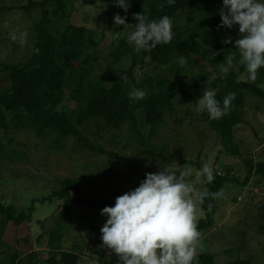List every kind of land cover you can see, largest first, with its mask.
Returning a JSON list of instances; mask_svg holds the SVG:
<instances>
[{
	"label": "rangeland",
	"instance_id": "obj_1",
	"mask_svg": "<svg viewBox=\"0 0 264 264\" xmlns=\"http://www.w3.org/2000/svg\"><path fill=\"white\" fill-rule=\"evenodd\" d=\"M25 5L26 1L0 0V62L4 64L23 63L32 54L39 10L26 13L22 9ZM47 10L50 13L52 7L47 6ZM65 10L67 18L51 16L49 27L59 31L63 24L69 23L92 32L98 51L91 63L89 79L95 80L108 63V54L117 39L128 38V27L116 26L113 17L105 14V5L98 0H66ZM193 24L180 14L173 26L184 32ZM12 32L17 35L27 32V43L22 45L19 40L12 41L9 35ZM123 66L126 69L127 62ZM154 66L147 65L148 74L160 73L164 68L157 65L154 69ZM182 66L184 68L178 70L185 69L188 74L212 72L209 63L199 58H194L192 66L186 63ZM142 71L140 66L135 68L136 79ZM170 72L175 76L174 68H170ZM118 75L126 77L123 73ZM4 78L5 74L0 70L1 86L5 85ZM240 79L245 80V77L240 76ZM72 88L66 89L65 98L57 110L71 111L80 106L76 93H71ZM261 88L264 90V83ZM244 97L242 123L232 132L231 145L235 150L209 126L203 113L195 111L197 104L174 103L172 112L152 132L142 123L139 113L135 132L126 123L118 129L105 128L101 122L85 124L82 133L95 146L115 154L112 160L79 148L72 137L67 138L62 147L54 148L49 138H38L28 129L0 127V146L3 148L0 151V203L24 211L32 199L37 201L28 224V235L30 248L36 252L40 264H46L50 257L48 232L57 215V206L63 201L45 198L58 189L62 180H77L82 197L99 200L110 197L108 186L124 194L138 187L146 172L154 173L166 166L176 167V163L182 170L190 167L193 170L191 179L200 186L203 181L196 179L195 172L208 163L216 173L236 181L226 183L220 189L224 192L223 197L214 199L218 210L212 217L213 227L203 234V247L199 252L210 253L215 264H227L235 259L264 264V178L254 175L246 186L240 184L246 174V160L264 161V99L249 93ZM102 209L67 204L69 225L59 246L61 250L79 254L78 264H101L100 256L105 260L116 256L102 246L100 229L107 219L101 216ZM2 217L0 215V253H3L0 259L9 257L23 246L17 244L21 235L14 233L9 223L3 226ZM39 236L41 238L37 241Z\"/></svg>",
	"mask_w": 264,
	"mask_h": 264
},
{
	"label": "trees",
	"instance_id": "obj_2",
	"mask_svg": "<svg viewBox=\"0 0 264 264\" xmlns=\"http://www.w3.org/2000/svg\"><path fill=\"white\" fill-rule=\"evenodd\" d=\"M16 1H26V5L22 7L26 13L39 10V20L35 24L31 56L20 64L0 62V70L5 74V85H0V127L3 129L8 126L13 129H28L38 138H49L50 145L54 148L62 147L64 141L72 137L79 148L105 155L112 160L115 154L95 146L82 133L85 124L92 121L97 125L101 122L105 128L118 129L126 123L135 132L139 113L142 123L149 126L152 132L172 112L174 103L196 105L197 99L208 88L216 91V99L221 103L227 93H236V99L232 102L234 107L220 120H212L207 112L203 113L209 126L217 131L222 141L235 150L231 145L232 132L236 125L242 123L245 94L264 99V90L261 88L264 83V68L259 70L255 82L248 81L243 65L230 70L226 79L219 78L218 64L228 55L225 51L236 50L233 44L239 38L238 27L231 30L217 29V25L221 23L219 12L222 0H175L172 6L167 4V0H129L127 13L116 7L113 0H98L105 5L108 17H114L115 14L126 16V23L129 25L138 23L133 19V14L138 13H143L150 20H158L167 15L172 18L173 23L180 14H184L185 20H192L194 24L184 32L173 26L172 41L157 45L150 51L136 52L128 38H118L108 54V63L95 80L89 79L91 63L96 59L98 51V43L92 32L69 23L63 24L59 31L49 27L51 16L67 18L66 0ZM49 5L52 7L50 13L47 10ZM127 29L130 33L134 31V27ZM229 37L233 44H223L222 41ZM235 55L239 59L238 51ZM181 56L186 58V65L189 66L193 65L194 58L207 61L212 72L196 75L188 74L185 69L179 71L178 68L183 67L179 63ZM124 62H127L126 69H123ZM149 64L155 65L154 69H157V65L164 68L160 73L148 74L146 67ZM137 66L143 70L138 79L134 74ZM170 68H174L175 76H171ZM121 73L126 76V80L118 75ZM214 74L216 79H212ZM240 76L245 77V80H241ZM68 87H74L71 93H76L80 106L71 111L57 110ZM133 88L145 90L147 97L139 101L130 99L129 92ZM2 150L0 146V151ZM244 163L246 174L240 182L242 186H246L254 175L264 178V161L253 162L248 159ZM214 174V181L207 184L212 192L219 191L228 182L236 181L215 171ZM108 188L111 190L109 198L86 199L81 195L79 182L67 178L45 198L63 201L61 206H57V215L48 232L47 248L50 257L46 259V264H78L79 254L61 250L59 246L69 225L67 204L73 203L91 210L113 206L116 197L122 193L115 192L109 186ZM42 201L43 198L40 199ZM36 202L32 199L24 211L17 210L13 205L3 206L0 203L3 226L9 223L14 233L21 235L17 244H23L9 257H2L0 264H40L36 252L30 248L31 240L28 235V224ZM202 207L205 215L199 220L198 229L204 234L213 227L212 217L218 208L211 198L206 199ZM40 238L39 236L37 241ZM102 258H98L101 264H118L117 256H111L107 260ZM198 258L199 264H215L214 257L208 252H199ZM227 264L251 262L248 259H235Z\"/></svg>",
	"mask_w": 264,
	"mask_h": 264
},
{
	"label": "clouds",
	"instance_id": "obj_3",
	"mask_svg": "<svg viewBox=\"0 0 264 264\" xmlns=\"http://www.w3.org/2000/svg\"><path fill=\"white\" fill-rule=\"evenodd\" d=\"M113 3L125 13L129 11V0H113ZM174 3L175 0H167L169 6ZM219 16L218 30L238 27L239 33L234 44L231 37L222 41L225 45L233 44L236 50L225 51L228 55L218 64L219 78L226 79L230 70L243 65L248 81L255 82L259 70L264 68V0H222ZM133 19L138 23L129 25L126 16L115 14L113 22L123 28L134 27L128 40L136 52L150 51L174 38L173 20L167 15L150 20L138 13L133 14ZM9 35L14 42L27 43V32ZM237 51L239 59L235 55ZM179 63L185 64L186 58L179 57ZM216 78L214 74L212 79ZM121 79L126 80V77ZM147 95L139 88L129 92V98L136 101ZM216 95L214 89L205 88L197 99L195 111L207 112L212 120L227 115L234 107L232 102L236 93H227L222 103ZM191 177L193 170L190 167L182 170L177 163L176 167L166 166L154 173L146 172L138 187L116 197L113 206L101 210V216L107 217L100 229L102 246L117 256L118 264H199L203 234L198 223L205 215L202 206L206 199H219L224 192L208 189L207 184L215 179L214 168L208 163L195 172L196 179L203 181L200 186Z\"/></svg>",
	"mask_w": 264,
	"mask_h": 264
}]
</instances>
